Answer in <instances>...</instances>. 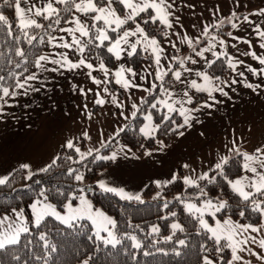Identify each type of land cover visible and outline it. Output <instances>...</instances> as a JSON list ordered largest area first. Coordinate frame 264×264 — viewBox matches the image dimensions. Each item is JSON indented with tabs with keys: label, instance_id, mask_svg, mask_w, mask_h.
Here are the masks:
<instances>
[{
	"label": "rangeland",
	"instance_id": "1",
	"mask_svg": "<svg viewBox=\"0 0 264 264\" xmlns=\"http://www.w3.org/2000/svg\"><path fill=\"white\" fill-rule=\"evenodd\" d=\"M168 3L171 5L169 8V12L171 13L169 20L172 27L167 28L164 26L162 31V28H160L162 26L154 27L161 33L163 32L162 36H159L156 32L151 33L142 24L146 28V31L157 38L160 46L164 49L163 53H161L160 66L154 63L151 49L146 52L143 51L141 46H138L136 55L132 57L124 55L121 60H117L114 57L112 64L104 59H89L86 51L85 56L86 58L88 57L87 61L92 63L94 68L88 69L81 65L79 68L70 69L68 64L63 62L60 54H67L68 60L73 63H78L81 58L80 54L75 48L54 47L53 44L49 43L48 49L40 54L47 55L49 60L42 61L43 67L35 66L33 71L19 80L21 83H25L26 77H35V79L28 80L23 88H16L14 86L9 88V91H14L16 95H10L0 100V102H4L8 99L2 106L0 115H5L8 109L10 110L12 109L11 107L19 105L25 108L26 113L54 116L60 119L64 118L71 125L65 128L67 134L74 136L78 142L84 141L85 147L80 148L81 152L88 153L91 149L92 153H97L96 149H99L98 154H101V151L117 137L115 135L116 132L121 128L125 130L128 124L136 120L139 114L144 117V120L140 124V128L143 127L147 123L145 116L151 112V103L156 102L153 100L148 104V108L143 111L146 104L143 101H147L155 93L156 89H153L152 94H149V92L139 88L125 89L121 84L116 83L115 72L123 64L127 68H132L138 74L135 77L127 73L125 74L133 84L149 88L153 83L158 86L163 83L164 87L169 88L176 94L173 99H181L183 92L187 91L193 99V104H185L184 107H195L200 110L192 113L195 119L191 121V127H189L188 131L182 136H178L182 128L171 141L165 142L164 139L160 138L156 141L155 146L140 149L142 150L141 152L129 145L123 146L120 145L121 143L117 144L110 151V155L112 152H116L117 158L115 161H111L110 166L99 172L95 180L98 185L100 181H105L111 187L123 188L125 192L132 195L138 194L143 199V192L148 186L154 187L156 189L155 193H160L166 186L163 182L170 180L173 174H176L178 179L182 181L185 176H191L196 179L204 172L210 174L219 156L232 155L228 149L233 147V141H235V146L241 152L253 153L257 148H264V142H262L260 136H258L260 139L253 137L256 134L251 133V127L248 124V111H250V108L255 107L258 120L256 127V131L259 132L258 135L264 129V74L259 72L261 68H264V65H261L251 55L245 54L255 52L257 56L264 57V48L260 47L261 43H264V39L258 34V32H264V15L253 14L257 13L260 9H264V0H168ZM240 10L247 12V19L243 21L238 20L235 27L229 29L231 35L223 36L221 32L215 31L214 28L216 26L210 24V22L222 14L225 15ZM216 13L220 14L214 17ZM76 15L80 14L76 13ZM81 19L85 20L89 25L91 24V21L87 17L82 16ZM69 27H73V25L64 22L51 35L57 38L56 44L62 42L71 43L72 37L67 32L60 31L61 28ZM76 35L79 36V33ZM60 37H64V41H61ZM185 37L192 40L197 52L208 48L210 45H215V47H212L210 51L204 52V58H201L196 56L193 49L189 47ZM135 39V37L131 38L132 41H135ZM221 40L224 41L223 44L220 43ZM244 41H248L249 43H245ZM213 53L216 55H213ZM173 57H192L197 63L193 64L191 60H185V67L192 69V71L184 72L180 68L178 60H174ZM217 57L226 58L227 67L229 59H232L234 63L237 61H242V63L236 64L235 71L228 67V77L226 79L213 81L214 84L219 85V87H222L228 93L227 96L222 95L219 91H215L212 93L215 97V101H213L208 96V93L204 92L203 100L200 94L202 92L192 88L190 82L195 80L198 84H203V79L197 76L196 72L207 70V61H216ZM52 60H59L61 63H51ZM101 61H103L109 70L107 76L99 69ZM158 67L161 71H168L169 67L173 71L177 69L181 70L183 72L182 80H184V83L175 82L171 72L164 77L163 82L156 80L155 74ZM249 67L257 69L258 74L254 75L250 72L248 70ZM89 72H91V76H89ZM241 72L243 76L239 75ZM140 76H143L144 79H140ZM93 77L101 81V83H94ZM233 79L237 83L231 84ZM221 81L227 82V84L221 83ZM245 83L260 85V87L254 91L251 88L243 86L241 90L237 89L234 92L235 86ZM113 97H115V102L113 101ZM238 97H240L239 102L236 103ZM164 98L163 94L159 91L157 99ZM97 99L103 100L104 103L97 104ZM205 102L212 104L213 107H201ZM133 103L140 109L135 118L131 115L134 111L132 108ZM232 103L235 104L230 106ZM175 106L177 108L180 107L179 104ZM225 106L229 107L230 113L225 112ZM160 107L163 108L162 106ZM235 109L242 112L241 116L244 114V119H238L240 115L237 117L234 114ZM164 110L166 113L167 110ZM203 113L204 122L201 126L204 125V136L200 139L199 143L194 139L190 143L189 138L194 136V132L200 128L199 120ZM174 114L180 117V121L175 123L182 124L183 117L178 113H172L171 116ZM153 123L157 124L154 121V117ZM167 126L168 129H171L170 125L167 124ZM173 126L175 127V125ZM85 133H87V136H85ZM160 141L163 142L165 147L161 148ZM102 142L106 145L105 147L101 146ZM122 148L123 151H121ZM128 149H131V151L129 152ZM146 151L150 152L151 155H145ZM133 157H138V159ZM185 164L189 165V167L185 168ZM38 171H34L33 173ZM27 174L29 175L30 172H27ZM245 174L242 171L239 176ZM0 177H2L1 173ZM156 181L161 182L160 187L157 186ZM86 183L89 185L88 182ZM195 202L199 204V201ZM174 222L179 223L177 220H174L172 223ZM171 231L173 232L172 229ZM101 236L107 238V233H101Z\"/></svg>",
	"mask_w": 264,
	"mask_h": 264
},
{
	"label": "snow or ice",
	"instance_id": "2",
	"mask_svg": "<svg viewBox=\"0 0 264 264\" xmlns=\"http://www.w3.org/2000/svg\"><path fill=\"white\" fill-rule=\"evenodd\" d=\"M28 2L29 0H3V2L0 3V33L6 34L8 37H13L12 23L10 22L9 17L4 14V9L11 8L14 11L16 21H18L17 28L19 29V34L14 36L16 44H19L21 37L26 39L29 44H32L37 37L36 35H30V30L42 29L44 30V35L48 36V43L53 44L54 47L66 49L75 48V50L80 54L81 58L78 63H73L68 60L67 54H60L63 62L68 64L70 69L79 68L81 65L88 69H93L94 66L92 63L87 61L85 52L87 51L88 53H91L94 48L105 47L107 52L117 60H121L124 55L128 57L136 55L138 46H141L143 51L146 52L151 49V53L154 56V63L157 66H160L161 53H163L164 49L160 46V42L157 38L150 32L146 31V28L142 26V24H155L158 21L167 28H171L172 24L169 20V16L171 15L169 8L171 5L168 3V0H44L42 7H37L35 4H31V6L27 8L21 7L22 3L28 4ZM56 5H63V8H59ZM62 13L66 15H62ZM76 13H79L80 15H76ZM145 13L147 16L142 17L141 14ZM253 14L264 15V9H260L257 13ZM82 16L87 17L91 21V24L89 25L85 20H82ZM34 17H40L44 21H50V23L46 28L43 23L39 22ZM245 19H247V17H245ZM61 20H64L65 23L73 25V27L60 29V31L67 32L72 37L71 43L62 42L56 44L55 41L57 38L51 36L48 31V29L54 31V26L60 25ZM233 27H235V25H233ZM77 33H79V36L76 35ZM113 33L115 35H111ZM258 34L262 39H264V32H258ZM228 35H231V33ZM133 37L136 38L135 41L131 40ZM59 39L64 41V37H60ZM185 39L189 47H191L195 52L196 56L201 58H204V52L210 51L212 47H215V45H210L208 48H204L203 50L197 52L192 40L187 37H185ZM244 42L249 43L248 41ZM40 43H44L43 35L40 37ZM220 43L223 44L224 41L221 40ZM173 47H175V45H173ZM260 47L264 48V43H261ZM10 51H14L16 56H25V52L19 47H16L14 50L10 49ZM245 54L251 55L254 59H257L261 65H264V57L257 56L255 52ZM213 55L216 54L213 53ZM4 56L5 54L0 52V61H3ZM173 59L178 60L180 68L183 69L184 72L192 71V69L185 67V60H191V63L193 64L197 63V61L192 59V57H173ZM217 59H219V57H217ZM48 60L49 57L47 55H40L36 59L35 64L37 67H43L41 62ZM9 62H11L10 57ZM51 63H61V61L52 60ZM237 63H242V61L234 63L232 59H229L228 67L235 71ZM214 64L215 61H207L208 68H212ZM20 66L21 65L19 63L16 64L17 68ZM99 69L104 72L105 76L108 75L109 70L103 61L100 62ZM248 70L254 75L258 74L257 69L255 68L249 67ZM0 71H3L2 67H0ZM169 72L172 73V77L175 82L184 83V80H182L183 72L179 69L173 71L171 67H169L168 71H161L158 67L155 74L156 80L163 82L164 77L167 76ZM259 72L264 74V68H261ZM126 73L130 74L132 77L138 75L132 68H127L122 64L115 72V77L116 83L121 84L123 88H139L143 91L149 92V94H152L153 89H159V91L163 94L165 97L164 99H157L155 96L153 97L156 102L151 103V108L157 109V106L160 105L167 110L163 115L162 120L169 121L175 125L172 129L173 132H177L185 126L191 127V121L195 119L192 113L198 112L200 109L195 107H184L185 104H193V99L189 96L187 91L183 92L181 99H173L176 94L169 88L164 87L163 83L159 86L153 83L149 88H143L142 85L133 84L132 81L125 75ZM88 74L91 76V72ZM16 75L17 74L15 72L9 73V76L13 78H15ZM196 75L200 76L204 83L198 84L195 80H192L190 82V86L192 88H195L197 91L207 92L208 96L213 101H215V97L212 93L215 91H219L224 96L228 95L222 87L213 83L214 80L220 81L219 76H210L207 70L198 71L196 72ZM239 75L243 76V73L241 72ZM5 79V76L0 75V82H3ZM32 79H35V77H26L25 83ZM140 79H144V77L140 76ZM93 81L96 84L101 83V81L96 80L95 77H93ZM25 83H21L17 79L14 87L23 88ZM221 83L227 84V82L224 81H221ZM235 83H237V81L233 79L231 84ZM228 86L230 87V85ZM244 86L251 88L254 91L256 88L260 87V85H253L250 83H245ZM0 91H2L0 100H3L4 97H8L10 95H16L14 91L10 92L9 87H4L3 84H0ZM105 91H107V89H105ZM113 101L115 102V97H113ZM143 102L148 103V101ZM216 102L218 103V101ZM96 103L103 104L104 101L97 99ZM177 104L180 105L179 108L175 106ZM0 107H2V105H0ZM201 107L211 108L213 105L205 102L201 105ZM132 108L134 111L131 115L135 118L140 109L135 103L132 104ZM172 113H178L181 117H183V123L176 124L171 116ZM121 115H123V113H121ZM125 118L127 119V117ZM145 120L147 123H145L139 131L145 137H153L160 128V125L153 123V116L151 112L145 116ZM123 131L124 128H121L115 135L118 136L120 132ZM183 134V132H179V135L182 136ZM85 136H87V133H85ZM159 143L161 148L165 147L162 141ZM65 146L69 149L74 148L75 152L80 155L81 161H83L86 156L92 155L91 149L88 153H83L80 151L79 147H75L71 140L67 141ZM101 146L105 147L106 145L102 142ZM99 151V149H96L97 153H99ZM121 151H123V148ZM128 151L130 152L131 149H128ZM228 151L229 153H232V155L219 156L217 162L211 169L214 175L210 176L208 172H204L196 179L191 176L183 177V184L190 188H195L197 191L193 195L183 198L177 196L175 199L183 204L185 211L198 222L199 227L197 229V234H200L201 232L209 234L207 238L213 241L215 246L214 251L216 253H222L225 249L230 250L231 257L227 261H224L222 256L219 257V261L222 262V264H252V261L246 260L242 253L247 252L259 260H264V254L257 253L249 247L251 244H257L260 249L264 250V237L258 239L256 235H252V233H264V148H257L253 153L241 152L239 148L235 146V141H233V147L229 148ZM125 155L127 156V154ZM145 155H151V153L146 151ZM235 157L241 158L242 163L240 164V168L246 174L231 178L229 172L230 161H233ZM116 158V152H112L110 156L97 154L94 157L95 160L110 161H115ZM133 158L138 159V157ZM56 159H59V157ZM56 159H54L51 164L41 168L39 171L48 172L56 164ZM67 159H71V157H67ZM22 167L28 168L29 165L25 164L22 165ZM184 167L187 168L189 165L185 164ZM74 173V179L76 181L82 182L85 179L84 175L77 173L75 169H70L68 174L73 175ZM31 175L32 174L30 173L28 179H31ZM218 178L225 182L231 193L235 197H238L239 200L244 203L246 208H250L251 212L259 214V217L261 218L259 223L241 224L238 221H234L231 216H228L223 220L216 218L218 213L230 207L229 201L223 198V194H217L215 197L210 196L209 192L206 190L207 185L201 186L199 181H207V184H217ZM8 179V176L0 177V185H5L8 182ZM177 179V175L173 174L172 178L168 181H164L163 184L168 185L175 183ZM36 183L40 182L36 181ZM155 183L158 187L161 186L160 181H156ZM99 187L105 192L118 195L121 199H134L141 203L143 202L140 195L129 194L125 192L123 188L111 187L105 181H100ZM79 191L83 192L84 190L80 189ZM57 192L58 194H61L59 193V189H57ZM40 195L43 196V201L38 199L30 205L35 218L34 222L37 227H39L42 221L49 216L55 217L56 220H59L61 223L69 224V226H71L72 221L87 219L90 220L96 227V238L98 240H102L105 245H111L115 248L121 243V240L117 238L116 234L112 231V229L116 228V221L107 216L101 210L94 208L92 203L86 199L84 195H80L79 197L73 195L71 199L63 205V209L65 210L64 214H62L61 211H58L55 205L46 202L48 201V196L45 194V191L42 190ZM157 196H159V193ZM77 199L79 200V203L74 206L72 201ZM195 201H199V204ZM163 207L168 208L169 202H165ZM13 211L15 212V209ZM245 214L246 212L244 209L240 210V217H244ZM170 215L175 217L177 213L171 212ZM206 215L215 221L214 224H210L209 220L205 219ZM16 217L21 220V223L18 224L16 220H13L7 215L0 217V250H4L8 246L18 244L20 242L21 234L29 231L27 224L23 223V212H17ZM165 219H167V217H165ZM171 229L173 230V234L165 237L166 241H171L177 231H185L182 225L178 222L172 223ZM151 230L153 233H158L160 229L158 226L153 225ZM101 232H106L107 238L101 236ZM44 239L45 237L42 235L41 240ZM129 239L133 241V247L140 248L142 246L136 236H130ZM176 243L179 246H187V242L184 239H178ZM45 247L51 248V251L53 252L56 250L55 245L46 244ZM201 248L204 252L210 251V249H208L205 245H201ZM145 255H148V253H145ZM175 255L179 256L181 255V252L176 251ZM37 258L39 259V257ZM14 259L18 260L19 257L16 256ZM92 259L93 257L89 256L86 259H83L81 264H90ZM202 261L203 264H217V261H214L208 255H204L202 257Z\"/></svg>",
	"mask_w": 264,
	"mask_h": 264
},
{
	"label": "trees",
	"instance_id": "3",
	"mask_svg": "<svg viewBox=\"0 0 264 264\" xmlns=\"http://www.w3.org/2000/svg\"><path fill=\"white\" fill-rule=\"evenodd\" d=\"M3 0H0L2 3ZM63 8V5H59ZM4 14L9 17L12 23L13 37H8L6 34L0 33V52L5 54L3 61H0V75L5 76V80L0 82L4 87H13L17 79L20 80L26 74L34 70L35 61L38 56L48 49V36L44 35L42 29L30 30V35H36L37 39L29 44L26 39L21 37L19 44L14 41V36L19 34L15 14L13 9H4ZM62 15H66L62 13ZM146 17L147 14H141ZM37 20L45 25L50 21H44L38 17ZM54 26L55 30L48 29L50 34H54L57 28L63 25ZM159 23H149L145 25L151 33H157L162 36V33L155 29ZM160 26V25H159ZM161 28V27H160ZM44 36V43H40V37ZM98 43V42H97ZM16 47L21 48L25 52L24 57H19L14 54ZM90 59H104L112 64L114 57L107 52L105 48H94L91 53L87 52ZM9 57L11 62H9ZM145 59V58H144ZM19 63L21 66L16 67ZM208 72L220 79L226 77L228 73L227 60L220 57L215 61L212 68L207 69ZM15 72V78L10 77L9 73ZM2 95V91H0ZM159 95V89L148 98V103L144 105V109L148 108V104L155 100L153 97ZM151 112L154 121L160 125V128L153 137H145L140 133V124L144 117L139 114L136 120L128 124L127 128L117 137H115L99 155H110V151L119 143L126 144L132 148L140 149L152 148L156 145V141L160 138L164 141H171L177 132H173L174 124L169 121L162 120L165 114L164 108L159 105L157 109H152ZM175 122L180 121L177 115L172 116ZM168 125L171 129H168ZM168 129V130H167ZM85 147L83 140L76 141L75 147ZM98 153L86 156L81 161L75 149L67 147L62 148L59 159H56V164L48 172H36L28 179V174L25 169L15 170L8 178L5 185H0V214L12 211L14 209L26 208L30 202L36 199H44L40 195L43 190L48 196V202L57 207L58 210H64L63 205L68 202L73 195L79 197L87 194L96 206L101 207L115 221L116 228L112 231L116 234L121 243L113 248L111 245H105L102 240H98L95 236L96 231L92 223L88 220H78L71 223V226L65 225L54 217H46L44 221L37 227L32 221L29 223V231L22 233L20 242L16 245L8 246L4 250H0V264H80L83 259L92 256L90 264H201L202 257L208 255L216 260L219 264V257L222 256L224 261H227L231 254L230 250L225 249L222 253L214 251L213 241L207 237L209 234L201 232L197 234L199 227L198 222L191 217L184 209V205L177 201V196L186 197L196 193L195 188H190L183 184L181 179H177L175 183L165 186L163 191L157 196L155 188L148 186L143 194V202L121 199L118 195L103 191L95 182L99 172L110 166V160H95L94 157ZM71 157V159H67ZM240 157H235L230 161V176L235 178L242 173ZM75 169L77 173L84 175L85 179L76 181L74 175H69V170ZM214 175L211 171L210 174ZM39 181L40 183H36ZM88 182L89 185L86 183ZM201 186L207 185L209 195L215 197L217 194H223V198L229 201L230 207L217 216L223 218L231 216V218L244 223L257 224L260 222L259 214L251 212L250 208H246L243 202L235 197L224 181L218 178L217 184H207V181H199ZM59 189V193L57 192ZM83 189V192L79 190ZM78 201L74 200L73 203ZM169 202V207L164 208L163 204ZM244 209L246 214L240 217V210ZM171 212H176L175 217L171 216ZM167 217V219H165ZM177 220L185 229L184 232H176L171 241H166L165 237L171 236V223ZM159 227L158 233L152 232V226ZM138 226V227H137ZM45 239L41 240V236ZM130 236H136L141 243L140 248L133 247V241ZM184 239L187 246H179L176 241ZM55 245L56 250L53 252L51 248L45 245ZM201 245L207 246L209 252H204ZM176 251H180L181 255H175ZM148 253V255H145ZM18 256L19 259H14ZM39 257V259L37 258Z\"/></svg>",
	"mask_w": 264,
	"mask_h": 264
},
{
	"label": "crops",
	"instance_id": "4",
	"mask_svg": "<svg viewBox=\"0 0 264 264\" xmlns=\"http://www.w3.org/2000/svg\"><path fill=\"white\" fill-rule=\"evenodd\" d=\"M31 4H35L37 7H42L44 4V0H29L28 4L22 3L21 7L27 8L31 6ZM56 6L58 7L59 5ZM219 14L220 13H216L214 17L218 16ZM246 16H247V12L244 10H240L238 12H232L225 15L222 14L221 16H218L216 19L210 22V24L216 26L214 28L215 31H217L218 33L221 32L223 36H228L229 29L233 28V25L237 24L238 20L243 21ZM34 18L37 19L38 17H34ZM159 25L162 26L161 27L162 28L161 31H162L164 25L159 23L157 26ZM220 26L222 27L220 28ZM227 77H228V73L226 77L223 78L222 80L226 79ZM243 86L244 84L235 86L234 92L237 89L241 90ZM200 94H201V99L204 100V92ZM239 98L240 97L236 99V103L239 102ZM7 100L8 99H6L4 102H0V105L3 106L7 102ZM234 104L235 103H232L230 106H233ZM1 108L3 107H0V110H2ZM11 108L12 109L10 110L8 109V112L5 115L2 114L0 115V173L2 177L3 176L9 177L17 169H25L27 172L30 173H33L34 171H38L39 169L44 168L47 165L51 164L52 161L59 156L62 148L66 147L65 145L67 141L71 140L73 143L74 141H76L74 136H69L67 134L65 128L71 125H69L64 118L60 119L54 116H42V115H33L31 113H26L25 108L19 105H15L14 107ZM225 112L230 113L228 106H225ZM241 113H242L241 111H237L236 109L234 110V114H236L237 117ZM243 115L244 114H242V116L240 115L238 119L239 120L244 119ZM248 115H249L248 124L251 127L250 131L251 133L256 134L253 137H255V139L261 138L262 142H264V129L260 131V135H258L259 132L256 131L258 120H257L255 107L250 108V111H248ZM199 121H200V128L194 132V136H191L189 138L190 143H192L193 139L197 143H199L200 139L204 136V125L201 126V124L204 122V113ZM188 129L189 127L185 126L181 130V132L185 134L188 131ZM258 136H260V138ZM120 145L127 146L126 144H120ZM25 164L29 165V167L23 168L22 165ZM83 195L86 197V199H88L92 203L94 208L101 210L107 216L111 217L101 207L96 206L87 194H83ZM36 200L30 202L26 208L15 209V212L12 210L6 213H1L0 217L7 215L11 217L13 220H16V222L19 224L21 223V220L16 217V213L23 212V223H26L27 226H29V223L32 221L35 224L34 222L35 218L33 216L30 205ZM78 203L79 200L76 203H73V205L76 206ZM64 212L65 210L61 211L62 214H64ZM216 218L223 220L227 217L221 218L219 216H216ZM205 219L209 220L210 224H214L215 222L212 218L208 217L207 215L205 216ZM233 220L238 221L235 219ZM73 222L76 221H72L71 223ZM238 222L241 224H247L240 221ZM65 225H69V224H65ZM93 227L94 230L96 231V227L94 225ZM252 235H256L258 239L264 237V233H260V234L252 233ZM249 247L257 253L264 254V250L260 249L257 244H251L249 245ZM242 255H244L246 260L252 261V264H264V260H259L256 257L248 254L247 252L242 253ZM201 264H203V261L201 262ZM217 264L219 263L217 262Z\"/></svg>",
	"mask_w": 264,
	"mask_h": 264
}]
</instances>
